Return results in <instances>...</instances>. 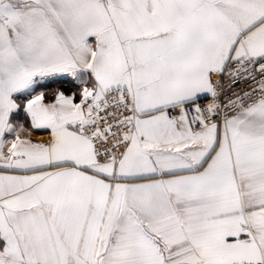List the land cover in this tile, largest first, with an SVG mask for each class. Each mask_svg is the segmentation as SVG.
<instances>
[{
	"label": "snow or ice",
	"instance_id": "snow-or-ice-1",
	"mask_svg": "<svg viewBox=\"0 0 264 264\" xmlns=\"http://www.w3.org/2000/svg\"><path fill=\"white\" fill-rule=\"evenodd\" d=\"M0 264H264V0H0Z\"/></svg>",
	"mask_w": 264,
	"mask_h": 264
}]
</instances>
